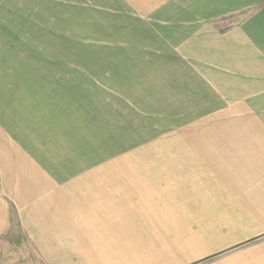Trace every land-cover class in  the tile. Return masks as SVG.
<instances>
[{"label": "crops", "instance_id": "obj_1", "mask_svg": "<svg viewBox=\"0 0 264 264\" xmlns=\"http://www.w3.org/2000/svg\"><path fill=\"white\" fill-rule=\"evenodd\" d=\"M175 1L118 5L134 15L139 5L152 22L171 18ZM191 45L159 46L152 66L209 77L216 105L196 114L207 123L179 126L162 140V157L107 158L94 172L51 173L45 187L13 176L0 238L18 223L30 258L42 264H264V8L207 48L195 34ZM175 52L180 65L168 64ZM5 259L0 248V264Z\"/></svg>", "mask_w": 264, "mask_h": 264}, {"label": "rangeland", "instance_id": "obj_2", "mask_svg": "<svg viewBox=\"0 0 264 264\" xmlns=\"http://www.w3.org/2000/svg\"><path fill=\"white\" fill-rule=\"evenodd\" d=\"M119 1L0 0V204L13 208L4 188L13 176L45 187L51 173L94 172L107 158L162 157V140L207 123L196 114L209 113L216 96L209 77L191 86L199 83L191 69L153 67L158 53L187 52L194 34L207 48L264 8V0H176L171 18L150 22L141 6L134 15ZM177 53L168 64L180 65ZM19 227L0 238L5 263L42 264Z\"/></svg>", "mask_w": 264, "mask_h": 264}]
</instances>
